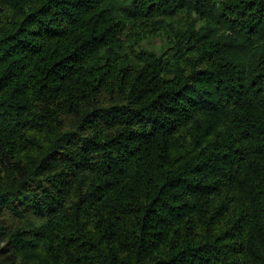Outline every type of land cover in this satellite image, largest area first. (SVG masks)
Returning a JSON list of instances; mask_svg holds the SVG:
<instances>
[{"label": "trees", "instance_id": "trees-1", "mask_svg": "<svg viewBox=\"0 0 264 264\" xmlns=\"http://www.w3.org/2000/svg\"><path fill=\"white\" fill-rule=\"evenodd\" d=\"M0 264H264V0H0Z\"/></svg>", "mask_w": 264, "mask_h": 264}]
</instances>
